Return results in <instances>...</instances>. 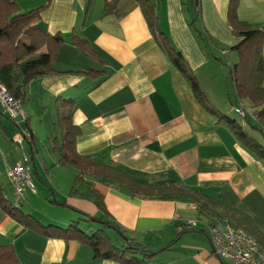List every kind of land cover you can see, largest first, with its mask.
<instances>
[{"label":"crops","instance_id":"0c3cea01","mask_svg":"<svg viewBox=\"0 0 264 264\" xmlns=\"http://www.w3.org/2000/svg\"><path fill=\"white\" fill-rule=\"evenodd\" d=\"M152 2L158 31L183 56L206 106L171 66L135 1L16 0L20 13L40 10L36 24L48 35L60 37L62 45L54 72L27 86V100L22 103L26 123L19 126H27L32 139L25 140L22 149L11 141L17 124L0 106V186L11 204L4 166L25 155L31 177L43 190L48 188L52 198L37 190L31 179L35 193L26 190L18 209L39 225L67 229L79 222L86 236L101 229L121 246L113 229L84 216L102 218L129 241L156 253L145 259L150 264H226L213 256L205 232L215 219L200 214L193 201L132 198L123 189L85 177L78 194L90 191L102 202L106 218L91 200L70 195L75 172L59 165V156L52 152L53 123L70 108L71 124L79 130L78 155L145 185H181L231 210L236 217L233 225L240 227L242 218L264 235V164L206 110L229 119L231 106L240 103L229 84L228 70L237 61L230 50L240 42L228 25L229 0ZM237 17L251 28L264 29V0H239ZM73 38L82 40L92 56L78 49ZM260 55L264 69V40ZM247 122L255 120L248 117ZM247 122L239 125L258 138ZM183 220H197L196 230L182 228ZM0 246L12 248L19 264H119L95 259L84 241L49 238L25 228L1 208Z\"/></svg>","mask_w":264,"mask_h":264},{"label":"trees","instance_id":"16d2710c","mask_svg":"<svg viewBox=\"0 0 264 264\" xmlns=\"http://www.w3.org/2000/svg\"><path fill=\"white\" fill-rule=\"evenodd\" d=\"M133 1L139 5L149 32L163 50L171 66L187 81L196 100L206 106V99L183 56L158 31L155 4L152 0ZM238 4L239 0H229L227 8V19L231 32L240 38V42L230 50L236 53L237 61L229 68L228 73L237 101L242 104L247 102L250 105L255 123L247 122L246 118L244 120L249 129L256 132L258 138L244 131L237 121L205 109L216 117L217 122H224L235 139L264 164V69H262L260 55L264 29L251 28L245 22L240 21L237 17ZM39 16L40 10L20 13L16 0H0V85L5 88L13 100L21 104L27 100V86L31 81L54 72L53 65L57 51L62 45L60 37L50 36L39 28L36 24ZM73 44L82 52L87 53L82 40L73 38ZM87 55L92 56L90 53ZM71 117L70 108L61 112L56 122L53 123V136L51 137L52 152L59 156L58 164L72 168L75 172L70 195H77L78 187L82 185L85 177H89L99 180L104 185L123 189L132 198L188 199L196 204L200 214L206 213L215 220H227L233 225L232 222L236 220V217L231 210H226L221 204L204 198L198 193H193L181 185H145L112 166L96 164L90 157L78 155L75 140L79 130L71 124ZM25 127L28 129L27 126ZM31 139L32 135L26 141ZM78 195L91 200L101 216L105 215L108 218L102 202L90 191ZM0 208L23 227L36 230L41 235L66 241H84L93 251L95 259H105L119 264H150L145 259L151 260L156 255L129 241L116 226L102 222V218L94 219L84 216L87 221L98 222L121 235L119 236L121 246H115L101 229L96 230L91 236H86L79 229V222L71 223L67 229L53 226L43 227L32 217L22 214L18 208H13L6 200L1 186ZM219 209H221L220 212ZM239 221L241 229L252 236L264 249V235L242 218H239ZM0 264H19L12 248L0 246Z\"/></svg>","mask_w":264,"mask_h":264},{"label":"built area","instance_id":"2783aa9c","mask_svg":"<svg viewBox=\"0 0 264 264\" xmlns=\"http://www.w3.org/2000/svg\"><path fill=\"white\" fill-rule=\"evenodd\" d=\"M0 106L17 124V132L11 137V141L22 149L24 141L31 136L29 129L19 126V123H26V116L22 104L13 100L1 85ZM231 110L243 120L249 115L253 118L251 112L242 103L231 106ZM30 170L29 158L25 155L21 161L4 166L5 175L12 188L13 208H19L23 203L26 190L35 193ZM197 225V220H183L181 227L196 230ZM205 232L212 254L218 261L226 264H264V252L259 250L256 240L240 227L231 225L227 220H214L206 225Z\"/></svg>","mask_w":264,"mask_h":264},{"label":"rangeland","instance_id":"374dc122","mask_svg":"<svg viewBox=\"0 0 264 264\" xmlns=\"http://www.w3.org/2000/svg\"><path fill=\"white\" fill-rule=\"evenodd\" d=\"M211 45V44H210ZM231 53V52H230ZM224 59H226L227 60V58L226 57H224ZM229 84H231V86H232V82H231V79H229ZM202 92V91H201ZM203 94V93H202ZM204 95V94H203ZM232 95H235L234 94V89H233V86H232ZM235 98V97H234ZM243 105L247 108V109H249V106H248V104H246V102H243ZM27 106V105H26ZM250 112V111H249ZM229 119H232V120H235V121H237V123L238 124H240V122L241 121H244L242 118H240V117H238L236 114H234L233 112H231L230 114H229ZM248 117H250L251 118V116L249 115ZM248 117H246V119L248 118ZM44 129H45V127L42 129V131H44ZM41 130V129H40ZM42 139H43V142H44V144L46 143V139H45V136H44V134H43V132H42ZM47 145L48 146H50V144L49 143H47ZM8 164V163H7ZM10 165V164H9ZM31 179L32 180H34V182H35V185H36V188H37V190H38V188H40V190H41V192H43V193H45V194H49V200H52V198L50 197V192H49V189L48 188H46L45 190H43V185L41 184V183H39L33 176L31 177ZM40 192V193H41ZM39 193V194H40ZM38 194V195H39ZM22 205V204H21ZM20 205V209L22 208V206ZM64 229H66V228H64Z\"/></svg>","mask_w":264,"mask_h":264},{"label":"water","instance_id":"95a60500","mask_svg":"<svg viewBox=\"0 0 264 264\" xmlns=\"http://www.w3.org/2000/svg\"><path fill=\"white\" fill-rule=\"evenodd\" d=\"M119 236H121V235H119Z\"/></svg>","mask_w":264,"mask_h":264},{"label":"bare ground","instance_id":"6f19581e","mask_svg":"<svg viewBox=\"0 0 264 264\" xmlns=\"http://www.w3.org/2000/svg\"><path fill=\"white\" fill-rule=\"evenodd\" d=\"M239 117V116H238Z\"/></svg>","mask_w":264,"mask_h":264}]
</instances>
